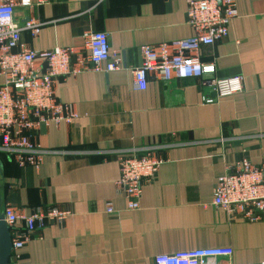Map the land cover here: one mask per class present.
Instances as JSON below:
<instances>
[{
  "label": "crops",
  "instance_id": "0c3cea01",
  "mask_svg": "<svg viewBox=\"0 0 264 264\" xmlns=\"http://www.w3.org/2000/svg\"><path fill=\"white\" fill-rule=\"evenodd\" d=\"M14 1L17 21H44L35 36L22 31L25 47L86 52L85 33L104 31L122 64L117 71L58 79L56 96L79 115L70 124L36 127L31 136L45 149L65 152L20 167L0 151V214L8 203L24 215L38 206L71 211L63 225L50 223L34 236L24 261L154 264L158 254L216 246H231L234 264L264 261V220H232L213 204L217 179L228 166L244 157L264 161V0H236L229 34L197 52L215 62L217 77L243 80L241 92L214 104L202 102L213 95L206 76L164 80L150 72L146 89L134 83L141 46L194 35L186 0H48L31 8ZM149 145L162 147V163L143 187L140 208L128 209L116 187L120 167L113 152ZM108 202L115 208L110 214Z\"/></svg>",
  "mask_w": 264,
  "mask_h": 264
},
{
  "label": "built area",
  "instance_id": "2783aa9c",
  "mask_svg": "<svg viewBox=\"0 0 264 264\" xmlns=\"http://www.w3.org/2000/svg\"><path fill=\"white\" fill-rule=\"evenodd\" d=\"M48 0H20L24 7L41 6ZM186 22L194 29L193 36L156 45H143L142 63L133 70L137 88H147L149 73L156 72L164 80L173 78H209L213 95H203L202 102L214 104L238 94L243 89L240 75L217 77L215 62L203 61L197 52L229 34V27L238 16L236 0H186ZM14 0H0V151L6 152L20 167L38 166L48 150L32 140V129L51 122L70 124L78 113L74 106L56 96L59 78L88 71L112 72L122 68L121 59L110 48L109 35L104 31L85 33L86 52L75 46H58L33 50L22 43V31L37 35L44 21L29 18L21 23L15 19ZM193 54V55H191ZM92 65V66H90ZM161 146L149 145L117 150L120 176L117 190L124 193L128 209H139L144 185L159 171ZM79 153H91L81 150ZM101 156L105 150L95 152ZM111 153V152H110ZM213 204L232 220L259 222L264 220V161L253 163L250 158L228 166L217 179ZM111 202L106 212L113 213ZM2 214L10 228L12 251L9 264H27L24 249L36 234L50 223L63 225L71 211L57 205L38 206L30 215L19 213L6 204ZM22 220L23 225H18ZM231 246L183 249L158 254L154 264H234ZM256 264H264L261 261Z\"/></svg>",
  "mask_w": 264,
  "mask_h": 264
},
{
  "label": "water",
  "instance_id": "95a60500",
  "mask_svg": "<svg viewBox=\"0 0 264 264\" xmlns=\"http://www.w3.org/2000/svg\"><path fill=\"white\" fill-rule=\"evenodd\" d=\"M12 251L11 233L5 221L4 214H0V264H9Z\"/></svg>",
  "mask_w": 264,
  "mask_h": 264
}]
</instances>
